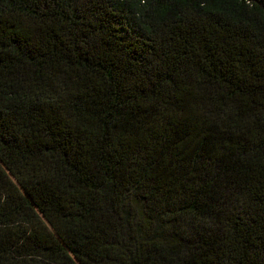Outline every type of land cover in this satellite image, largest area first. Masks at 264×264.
<instances>
[{"label": "trees", "instance_id": "trees-1", "mask_svg": "<svg viewBox=\"0 0 264 264\" xmlns=\"http://www.w3.org/2000/svg\"><path fill=\"white\" fill-rule=\"evenodd\" d=\"M0 264H264V0H0Z\"/></svg>", "mask_w": 264, "mask_h": 264}]
</instances>
